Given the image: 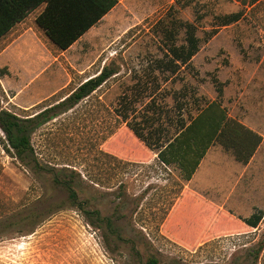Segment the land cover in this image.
<instances>
[{
  "label": "rangeland",
  "instance_id": "374dc122",
  "mask_svg": "<svg viewBox=\"0 0 264 264\" xmlns=\"http://www.w3.org/2000/svg\"><path fill=\"white\" fill-rule=\"evenodd\" d=\"M236 14L239 21L222 25ZM33 18L14 30L26 37L16 45L12 72L0 62V106L50 119L31 138L37 172L6 151L0 131V220L34 213L38 224L27 220L0 237V264H264V217L256 229L209 234L193 247L173 240L164 226L181 189L177 173L121 159L115 145L131 136L123 115L145 134L159 128L171 135L179 117L214 101L264 134V0H127L66 51L49 43ZM189 25L199 51L173 74L169 48L186 45ZM10 43L0 41V55ZM104 65L119 73L67 109L63 101ZM123 137L118 143L129 146ZM261 156L264 148L257 164ZM55 178L68 182L76 199ZM253 188L251 201L227 202L236 217L224 212L232 220L223 228L243 231L238 217L264 211V185ZM237 206L247 214L237 216ZM95 211L101 220L87 215ZM176 212L179 236L191 243V227L198 236L212 214L189 199Z\"/></svg>",
  "mask_w": 264,
  "mask_h": 264
},
{
  "label": "trees",
  "instance_id": "16d2710c",
  "mask_svg": "<svg viewBox=\"0 0 264 264\" xmlns=\"http://www.w3.org/2000/svg\"><path fill=\"white\" fill-rule=\"evenodd\" d=\"M118 3L119 0H0V39L18 23L24 21L40 5L46 4L44 10L36 17V24L56 47L66 51L91 28L96 26ZM240 17L241 14H236L224 18L222 25L228 26L235 23L239 21ZM169 51V67H171L173 74H176L180 67H188L190 65L191 60L199 51V39L195 36L192 25H189L187 29L186 45L171 46ZM118 73L119 70L117 68L111 66L103 67L96 76L90 77L73 91L63 101V105H66L67 109L75 107ZM215 83L218 94L221 97L223 93L222 84L216 80ZM43 117H45V114L37 115L33 118H22L8 110L2 109L0 106V131L4 137L3 144L6 151L21 164L32 166L36 172L39 166L31 138L35 130L45 123L46 120L50 119V117ZM123 118L124 121H127L126 128L131 136L127 138L119 136L115 141L117 155L121 159L146 163L152 158V154L142 157L139 152L146 149L150 151L158 149L160 150L158 154L160 161L166 165H176L180 169L183 179L187 181L192 178L207 150L215 142H220L226 148L233 149L236 157L244 163L249 161L257 146V144L247 143L243 136L241 141H239L235 133L237 131H245V128L234 119L228 117L221 101L206 104L195 116L189 115L188 119L179 117L176 123L173 124L175 127L173 135L167 134V136H164V131L159 128L145 134L144 126L141 123L132 125L127 120L128 116L123 115ZM143 121L149 123L150 119H144ZM121 137L130 141L129 146L135 150L132 151L131 147L126 144L127 148L123 147L120 142L118 143ZM166 143H168L166 148L161 149ZM54 182L56 185L64 187L72 199H76V193L68 182H61L57 178L54 179ZM187 199L194 202L196 207L200 206L202 214L212 211V214L204 220V227L198 236H195L197 229H193L190 226L191 232L195 237L193 243L185 240L178 233V230L181 229V223L177 221L176 211ZM92 214L96 215L97 220H101L98 211L87 212V215ZM263 217V212L257 211L250 218L241 220L244 224L242 226L243 231L236 232L229 230L231 227L223 228L221 226L223 220H232L224 212L212 207L206 201L185 197L173 209L164 226V232L178 243L193 247L209 234H243L247 228L256 229ZM27 220L31 222V225L38 224V216L34 213L28 215L19 213L16 216L0 220V237L5 236L14 226L24 225ZM89 221L91 225H96L91 221V218ZM262 249V247L259 248L257 255ZM156 263V260H151L150 262V264Z\"/></svg>",
  "mask_w": 264,
  "mask_h": 264
},
{
  "label": "crops",
  "instance_id": "0c3cea01",
  "mask_svg": "<svg viewBox=\"0 0 264 264\" xmlns=\"http://www.w3.org/2000/svg\"><path fill=\"white\" fill-rule=\"evenodd\" d=\"M126 1L127 0H119V3L116 7ZM45 7L46 4L40 5L35 11L30 13V15L24 21L18 23L10 32H8L3 37H7L8 41L11 42L5 49L4 53L6 55H0V62L4 60L8 64V71L12 72V66L14 65V51L16 49L17 43H20L22 40H25L26 37V34H21L20 37H17L19 31H14L15 28H21V25H23L24 22L29 19V17H31L32 15L36 24V17L44 10ZM109 13L104 16L101 21H103L109 15ZM85 35L86 34H84L83 36ZM44 36L49 41V43H52L45 35V33ZM83 36L76 43H78L83 38ZM2 39H0V41ZM52 45L55 46L53 43ZM74 45H72L71 47H73ZM96 75H93L92 77ZM228 117L234 119L236 122H238L245 128V131H237L235 133V135H237V137L239 138V141H241V139L244 137V140L247 143L252 145L257 144L253 155L250 157L247 163L240 161L236 157V154L234 153L233 149L226 148L220 142H215L207 150L205 156L198 165L195 173L192 175V178L187 181L183 179L180 169L176 165H166L165 163L160 161L158 157L160 150L154 149L153 151H150L153 157L145 164L151 165L159 163L161 166L165 167L167 171L176 172L177 178L181 183L180 192L176 198L174 205L172 206V209H175L178 203L181 202L185 197H193L196 200L210 202L217 206L220 211L227 212L228 214L236 217V215H234V213H230L229 209L226 207L227 202L233 199L251 201L253 199V186L257 185L258 183L260 185H264V156L260 157V163L257 164L261 149L264 148V134L253 127H249L240 120L232 118L230 115H228ZM167 134V131H165L164 136H167ZM167 144L168 143H166L161 149L166 148ZM256 193L263 192L260 189ZM232 210L236 212L235 214H237V216H244L247 214L246 209L243 207L237 206ZM257 211H262L264 214V211L262 209H256L255 211L251 212L249 217H238V219L240 221L248 219Z\"/></svg>",
  "mask_w": 264,
  "mask_h": 264
}]
</instances>
